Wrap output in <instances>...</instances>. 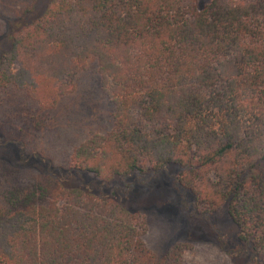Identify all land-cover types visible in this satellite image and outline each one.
<instances>
[{
    "label": "trees",
    "instance_id": "1",
    "mask_svg": "<svg viewBox=\"0 0 264 264\" xmlns=\"http://www.w3.org/2000/svg\"><path fill=\"white\" fill-rule=\"evenodd\" d=\"M15 1L0 0V264H184L190 243L144 241L138 208L169 194L233 262L264 264V0ZM92 61L112 127L58 162L36 144Z\"/></svg>",
    "mask_w": 264,
    "mask_h": 264
},
{
    "label": "rangeland",
    "instance_id": "2",
    "mask_svg": "<svg viewBox=\"0 0 264 264\" xmlns=\"http://www.w3.org/2000/svg\"><path fill=\"white\" fill-rule=\"evenodd\" d=\"M211 1L199 0L200 8ZM15 2V8L25 4L24 0ZM9 34L7 31L0 37V52L9 47ZM97 71L96 62H90L87 68L76 76L74 93L63 98L51 112L48 127L35 148L45 156L49 155L58 162L68 161L72 149L91 133L104 134L111 129L112 107L102 96ZM3 159L6 160L7 157H0V161ZM163 191L158 193L164 194ZM169 195L158 200L155 211L146 207L138 208L147 222L144 241L149 249L157 255H163L175 243H190L192 248L185 251L184 264H236L219 248L207 225L189 219L178 199L171 196L172 194ZM217 216L218 219L212 220L221 228L222 222L228 221L226 209Z\"/></svg>",
    "mask_w": 264,
    "mask_h": 264
}]
</instances>
